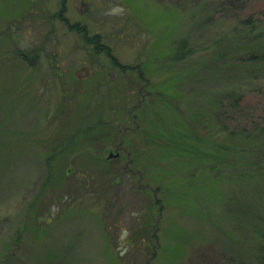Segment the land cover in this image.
Returning a JSON list of instances; mask_svg holds the SVG:
<instances>
[{"label": "rangeland", "instance_id": "rangeland-1", "mask_svg": "<svg viewBox=\"0 0 264 264\" xmlns=\"http://www.w3.org/2000/svg\"><path fill=\"white\" fill-rule=\"evenodd\" d=\"M231 1L68 0L67 21L135 67L120 72L47 17L58 0H0V264H264V176L246 170L264 154L192 139L264 104V71L212 67ZM182 37L195 53L163 63Z\"/></svg>", "mask_w": 264, "mask_h": 264}, {"label": "trees", "instance_id": "trees-1", "mask_svg": "<svg viewBox=\"0 0 264 264\" xmlns=\"http://www.w3.org/2000/svg\"><path fill=\"white\" fill-rule=\"evenodd\" d=\"M234 1L240 3H237L238 5H236ZM234 1H231L230 3L231 19H233L232 22L234 24V27L231 29L230 32L231 37H226L220 40L217 43V45L219 46L214 47L209 57L214 61L212 63V67L214 69H217V71L222 70V68H227V66L233 67L236 73L237 80L239 79V77L243 78L246 74L249 76L250 74L248 73H251L255 69L264 71V13L260 16V11L258 12L257 10H254L255 15L243 14L244 12H246L249 4H254L258 0ZM236 6L241 11L242 16L236 15ZM59 13L60 10H58L55 15H45L49 19L51 16L53 18L56 17L59 21L65 23V25L68 26L70 31L78 32L82 42L85 45L92 46L93 52L95 54L104 53L106 56H108L112 67L118 69L120 72L135 69V67L133 68L128 66H122L117 61V59L111 55L110 49L106 48V46L101 43L100 35L88 36L87 29L85 26H80L77 23L71 24L67 21V18L64 17L63 12L61 16L59 15ZM59 18H62L63 20H60ZM188 42L189 41L185 37H182L181 39L177 40L174 44V47L172 48L171 53H169L164 58L165 61L163 63L175 66L191 58L192 55L195 53V49L192 48V46H190ZM35 52H37V50L33 53ZM33 53L31 52L29 55L26 53H19V58H23L25 60L26 56H34ZM52 56L55 57V55ZM27 62L31 61L29 60ZM200 63L203 64V61H201ZM137 77L142 79L143 75L139 72L137 74ZM142 87L143 86H139V88H136L135 92L138 91L139 94H142ZM144 96L145 95H143L142 97ZM231 98V108L234 110V112L239 111L245 101L246 96L236 90V94L233 93ZM176 101L178 102L177 99ZM175 107L178 108L176 104ZM238 113L239 114L237 117H241L245 120V122L238 123L235 132L226 131V127L222 123L218 122L219 127H217L213 133H192L195 134L192 139L198 141L201 144H205L210 149H213L217 155L234 154L236 156L237 154L238 157H243L249 152L250 154H264V104L256 110V115H252V117L246 114L240 115V112ZM160 120H162V118ZM222 136L224 137L222 138ZM69 140L71 142L72 139ZM61 151L62 150H60L58 154H62L65 149L62 152ZM53 152H51V154H54ZM54 157L55 155H52V159L49 157L46 159V163L49 168V160L53 161ZM243 159L246 160L245 157H243ZM245 163L246 162H243V164ZM248 166H251V168L246 170H249L248 173L253 177L252 179H261L264 176V172L262 171V169L264 170V159L262 160V162H258L256 164L252 163ZM245 174L247 175V173ZM49 177L50 175H47L45 181H48ZM159 210H161V207ZM156 233V230L148 231L144 229L136 232L133 235L134 237L132 238H142L141 236H146V240L145 238L141 239V243L143 244L146 241L148 242V235L150 237V245H152V241H155L157 239Z\"/></svg>", "mask_w": 264, "mask_h": 264}, {"label": "flooded vegetation", "instance_id": "flooded-vegetation-1", "mask_svg": "<svg viewBox=\"0 0 264 264\" xmlns=\"http://www.w3.org/2000/svg\"><path fill=\"white\" fill-rule=\"evenodd\" d=\"M67 1L68 0H58V5H59V10H60V13H59V15L61 16L62 15V12L64 11V10H66V5H67ZM60 20H63L62 18H59ZM49 34H50V31H49V33L47 32L46 33V37L47 36H49Z\"/></svg>", "mask_w": 264, "mask_h": 264}]
</instances>
